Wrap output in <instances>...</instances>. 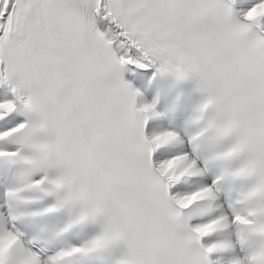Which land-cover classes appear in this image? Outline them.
<instances>
[{"label":"snow or ice","instance_id":"1","mask_svg":"<svg viewBox=\"0 0 264 264\" xmlns=\"http://www.w3.org/2000/svg\"><path fill=\"white\" fill-rule=\"evenodd\" d=\"M0 264H264V0H0Z\"/></svg>","mask_w":264,"mask_h":264}]
</instances>
